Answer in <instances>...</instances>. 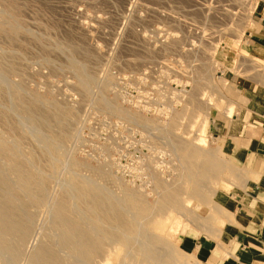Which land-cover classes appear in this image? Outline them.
<instances>
[{
  "label": "rangeland",
  "instance_id": "obj_1",
  "mask_svg": "<svg viewBox=\"0 0 264 264\" xmlns=\"http://www.w3.org/2000/svg\"><path fill=\"white\" fill-rule=\"evenodd\" d=\"M228 26L243 35V42L229 41V32L222 31ZM256 26L264 30V0H0V71L12 85V90L0 88V141L20 150V158L15 161L0 156L4 160L3 163L0 160V165H18V173H7L16 187L24 188L16 178L18 175L38 174L43 178L41 185L38 176L29 178L35 194L38 189L43 193L37 197L39 203L30 208L36 218L35 231L32 230V236L26 241L29 246L25 245V251L22 250L29 249V252H23L15 264H28L35 247L45 240L43 244H49L59 234L60 229L53 226L49 217L50 199L63 201L60 192H67L70 203L87 220L98 221L90 208L75 200L76 191L70 182L74 178L76 189H85L83 183L87 179L97 189L101 186L95 190L103 197L112 193L111 197L123 200L127 190L128 194L137 193L135 198L144 200L151 209L179 189L176 192L180 193L173 195L175 200L180 197L176 203L185 214L165 204L163 211L151 214L144 226L165 246L172 264H210L185 237L201 236L222 245L229 239L231 228L241 223L228 197L244 189L246 169L227 157L217 138L240 134L237 131L240 127L251 124L252 114L247 107L253 104L243 97L242 89H264V77H261L264 76V46L258 45L264 44V31L258 32ZM206 64L210 66L207 68ZM80 77H88L91 82L88 85ZM79 83L87 84L84 87L86 90L89 87L88 95L83 94ZM102 84H108V90L103 92ZM229 91L232 95L238 94L227 95ZM203 95L211 98V104H216L214 110L203 106L200 100ZM99 99L110 101L113 111L101 107ZM227 102L235 108L231 115L233 121L224 114ZM57 109L64 112L62 122L56 121ZM213 114L219 118V128L215 126ZM26 116L49 137L62 134L63 144L58 148L41 146L44 151L36 146L31 135L20 126ZM184 132L191 139H205V147L201 148L211 149L210 159L220 164V171L212 170L200 177L191 175L192 169L176 156V150L166 138ZM159 184L168 186L166 192ZM193 190L198 195H190L193 198L188 201V194ZM186 199L188 204L184 203ZM160 211L166 213L162 215ZM108 245L103 247L107 250L104 254L93 257L92 264L101 263L100 258L107 253L111 254V264L121 263L126 255L123 249L115 242ZM57 251L60 257L74 258L68 249L57 248ZM221 255L226 258L224 253Z\"/></svg>",
  "mask_w": 264,
  "mask_h": 264
},
{
  "label": "bare ground",
  "instance_id": "obj_2",
  "mask_svg": "<svg viewBox=\"0 0 264 264\" xmlns=\"http://www.w3.org/2000/svg\"><path fill=\"white\" fill-rule=\"evenodd\" d=\"M136 3V2H135ZM153 5V4H151ZM147 8V7H146ZM215 9V8H214ZM174 10V9H173ZM204 10V9H203ZM202 10V11H203ZM206 10V9H205ZM218 10V9H217ZM224 10V9H223ZM229 10V9H227ZM154 11V10H153ZM170 12V11H169ZM198 12V11H197ZM207 12V11H206ZM230 12V11H229ZM2 13V12H1ZM155 13V12H154ZM209 13V11H208ZM213 13V12H212ZM226 15L228 14V12H225ZM157 14V13H155ZM195 14V13H194ZM205 14V12H204ZM214 14V13H213ZM223 14V13H222ZM232 14V12H231ZM207 15V14H206ZM221 15V14H220ZM8 16V15H7ZM223 16V15H222ZM235 16V15H234ZM133 17V16H132ZM205 17V16H204ZM240 17V16H239ZM137 18V17H136ZM195 18V17H194ZM199 18V17H198ZM209 18V17H208ZM220 18V17H218ZM234 18V17H233ZM162 19V18H161ZM203 22V21H202ZM96 24V23H95ZM98 24V23H97ZM257 25V24H256ZM87 27V26H85ZM229 27V26H228ZM231 27V26H230ZM226 28V30H224L223 28V32L227 31L230 34V39L229 41L232 43H241L243 42L242 37L243 35H241L240 32H237V29H232V28ZM256 28L258 29V32L263 33L264 30L261 26H256ZM215 30V29H214ZM213 30V31H214ZM221 31V32H222ZM104 32V31H103ZM201 32V31H200ZM220 32V33H221ZM226 32V33H227ZM257 32V30H256ZM157 33V32H156ZM214 33V32H213ZM216 33V30H215ZM218 34V33H217ZM225 34V33H224ZM105 36V34H104ZM214 36V34H213ZM226 36V34H225ZM159 37V36H158ZM210 37V36H209ZM212 37V36H211ZM218 37V36H216ZM215 37V38H216ZM222 37V36H221ZM220 37V38H221ZM206 38V37H205ZM245 38V37H244ZM208 39V38H207ZM214 39V38H213ZM248 40V39H247ZM209 41V40H208ZM140 42V41H139ZM211 41H209L210 43ZM249 42V41H248ZM159 43V41H158ZM174 43V42H173ZM215 43V42H214ZM213 43V44H214ZM199 44V43H198ZM201 44V43H200ZM207 44V42H206ZM211 44V43H210ZM248 44V43H246ZM84 45V44H83ZM208 45V44H207ZM212 46V45H210ZM116 47V46H115ZM200 47V46H199ZM213 48V46H212ZM214 48L216 49L217 47L214 46ZM103 50V49H102ZM101 50V51H102ZM1 52V51H0ZM134 52V51H133ZM157 52V51H156ZM200 52V51H199ZM205 52V51H204ZM207 52V51H206ZM210 52V51H209ZM262 52V51H261ZM2 53V52H1ZM4 53V52H3ZM102 53V52H101ZM208 53V52H207ZM13 54V53H12ZM15 54V53H14ZM4 55V54H3ZM18 55V54H17ZM76 55V54H75ZM98 55V54H97ZM202 55V54H201ZM7 56V55H5ZM11 56V55H9ZM108 56V55H107ZM159 56V55H158ZM205 56V55H204ZM9 58V57H8ZM81 58V57H80ZM88 58V57H87ZM146 58V57H145ZM211 56H208V60L210 65L213 64L212 59H210ZM86 60V59H85ZM105 60V59H104ZM114 60V59H113ZM137 60V59H136ZM128 61V60H127ZM165 61V60H164ZM9 62V61H6ZM186 62V61H185ZM97 63V62H96ZM113 63V62H112ZM154 63V62H153ZM206 63V62H205ZM144 64V63H142ZM215 64V63H214ZM30 65V64H29ZM98 65V64H97ZM190 65V64H189ZM209 65V66H210ZM138 66V65H137ZM194 66V65H193ZM206 64V67H209ZM213 66V65H212ZM211 66V67H212ZM8 67V66H7ZM24 67V66H23ZM205 67V66H204ZM205 67V68H206ZM82 69V67L79 66V69ZM121 68V67H120ZM84 69V68H83ZM93 69V68H92ZM146 69V68H145ZM204 69V68H203ZM233 69V68H232ZM79 70H77L76 73H80L78 72ZM5 72V71H4ZM61 72V71H60ZM83 72V70H82ZM81 72V73H82ZM96 73V71H95ZM198 73V72H197ZM204 73V72H203ZM202 73V74H203ZM206 73V72H205ZM8 74V73H7ZM84 74V72H83ZM195 74V73H194ZM89 74H86L84 76H87ZM111 76V75H110ZM261 77H264L261 75ZM6 77L3 76V74L0 71V88L6 87L9 90H12V85L9 84L7 82V80L5 79ZM86 80V82L89 83V80L87 79L88 77L84 78V77H80ZM91 78V76H90ZM94 79V78H93ZM90 79V80H93ZM202 79V78H201ZM206 80V79H205ZM204 80V81H205ZM110 81V80H109ZM118 81V80H117ZM211 81V80H210ZM79 82V81H78ZM84 82V81H82ZM81 82V83H82ZM196 82V81H195ZM219 82V81H218ZM209 83V82H208ZM222 83V82H221ZM83 84V83H82ZM79 83V88L80 90H83V94L87 93L86 88L84 87V85H87L86 83H84V85H82ZM109 84V83H108ZM108 84H105L102 86V91H106L108 90ZM14 85V84H13ZM143 86V85H142ZM17 87L14 85V88ZM69 87H71L69 85ZM99 87V85H98ZM113 87V86H112ZM123 87V86H122ZM197 87V86H196ZM202 87V86H201ZM92 88V87H91ZM193 88V87H192ZM211 88V87H210ZM17 89V88H16ZM190 89V88H189ZM205 89V88H204ZM19 90V89H18ZM200 90V89H199ZM209 90V89H208ZM8 91V90H7ZM21 90H19L20 93ZM71 91V90H70ZM201 91V90H200ZM227 91V90H226ZM90 92V91H89ZM110 92V91H109ZM196 92V91H195ZM206 92V91H205ZM7 93V92H6ZM93 93V92H92ZM116 93V92H115ZM178 93V92H177ZM197 93V92H196ZM215 93V92H214ZM229 91L227 95L230 96H236L237 94L234 92L233 95L232 93ZM8 94V93H7ZM6 94V95H7ZM24 94V93H23ZM67 94V93H66ZM65 94V96H66ZM26 95V94H25ZM86 95V94H85ZM88 95V93H87ZM199 95V92H198ZM208 95V94H207ZM210 95V94H209ZM8 96V95H7ZM14 96V95H13ZM196 96V95H195ZM201 96V95H200ZM218 96V95H217ZM20 97V96H19ZM89 97V96H88ZM179 97V96H178ZM185 97V96H184ZM205 95H203V99L200 100L203 102V106H206V109L208 110H214L213 106H215L216 104H211V98H207L205 97ZM212 97V96H211ZM22 98V97H21ZM90 98V97H89ZM96 98V97H95ZM121 98V97H120ZM123 98V97H122ZM207 98V99H206ZM9 99V97L7 98ZM63 99V98H62ZM189 99V98H188ZM236 99V98H235ZM238 99V98H237ZM33 100V99H32ZM106 100V99H105ZM104 99H99V105L101 107H104L106 109V111H113V107L111 106V104L108 101H105ZM169 100V99H168ZM192 100V99H191ZM195 100V99H194ZM198 100V99H197ZM9 100H7L8 102ZM89 101V100H88ZM114 101V100H113ZM174 101V99H173ZM223 101V100H222ZM40 102V101H38ZM90 102V101H89ZM168 102V101H167ZM36 103V102H35ZM220 103V102H219ZM10 104V103H9ZM23 104V103H22ZM150 104V103H149ZM188 104V103H187ZM193 104V103H192ZM43 105V104H42ZM71 105V104H70ZM77 105V104H76ZM131 105V104H130ZM165 105V104H164ZM167 105V104H166ZM88 106V105H87ZM168 106V105H167ZM190 106V105H189ZM74 107V106H73ZM134 107V106H133ZM136 107V106H135ZM170 107V104H169ZM201 107V106H200ZM12 108V105H11ZM15 108V107H14ZM22 108V107H21ZM37 108V107H36ZM45 108V107H43ZM50 110L49 106L46 107ZM56 108V107H55ZM52 108L51 109H55ZM198 108V107H197ZM196 108V109H197ZM6 109V108H5ZM62 109V108H61ZM101 109V108H100ZM99 109V110H100ZM169 109V108H168ZM192 109V108H191ZM235 109V108H234ZM233 109V104L227 102L226 104V117L228 119H230L232 116V113L234 111ZM3 110V109H2ZM10 110V109H9ZM46 110V109H44ZM43 110V111H44ZM76 110V109H75ZM82 110V109H81ZM104 110V109H103ZM167 110V109H166ZM6 111V110H5ZM139 111V110H138ZM203 111V110H202ZM10 112V111H9ZM57 120L58 122H62V120H64V116L63 113L60 110L57 109ZM118 112V111H117ZM141 112V111H140ZM207 112V111H206ZM133 113V112H132ZM166 113V112H165ZM172 113V112H171ZM190 113V112H189ZM11 114V113H9ZM183 114V112H182ZM208 114V113H207ZM12 115V114H11ZM44 115V114H43ZM161 115V114H160ZM15 116V115H14ZM17 116V115H16ZM207 116V115H206ZM27 117V116H26ZM116 117V116H115ZM128 117V116H126ZM135 117V116H134ZM193 117V116H191ZM208 117V116H207ZM214 117V123L215 126L217 128H219V118H217V116L215 117V114H213ZM123 118V117H122ZM176 118V117H175ZM72 119V118H71ZM128 119V118H127ZM199 119V118H198ZM233 121V118H231ZM13 120V118H12ZM21 120V119H20ZM19 120V121H20ZM178 120V119H177ZM176 120V121H177ZM186 120V119H185ZM127 121V120H126ZM150 121V120H149ZM172 121V120H171ZM183 121V120H182ZM221 121V120H220ZM22 122V123H21ZM20 122V126L21 128H23L28 134H30L29 136L32 137L35 141V143L37 144L36 146H39L40 148H42L41 146L44 145H49L51 147H60V145L63 144V136L62 134H59L58 136H53V137H49L48 135H46L43 131L42 128L40 126H37L35 124H33L32 119L29 117L23 119V121ZM136 122V121H135ZM147 122V121H146ZM213 122V121H212ZM17 123V122H16ZM132 123V122H131ZM177 123V122H176ZM179 123V122H178ZM196 123V122H195ZM18 124V123H17ZM151 124V123H150ZM167 124V123H166ZM186 124V122H185ZM192 124V123H191ZM32 125V127H31ZM65 125V124H63ZM168 125V124H167ZM135 126V125H134ZM146 126V125H145ZM154 126V125H153ZM184 126V125H183ZM67 128V127H66ZM147 128V127H146ZM152 128V127H151ZM150 128V129H151ZM155 128V127H154ZM169 128V127H168ZM181 128V126H180ZM19 129V128H18ZM22 129V130H23ZM145 129V128H144ZM172 129V126H171ZM176 129V128H175ZM184 129V128H183ZM152 131V130H151ZM174 131V130H173ZM172 131V132H173ZM163 132V131H162ZM171 132V131H170ZM177 132V131H176ZM67 133V132H66ZM75 133V132H74ZM145 133V132H144ZM164 133V132H163ZM167 133H169L167 131ZM174 133V132H173ZM12 134V133H11ZM154 134H156L154 132ZM172 134V133H170ZM178 134V133H177ZM75 135V134H74ZM158 134H156L155 136H157ZM195 135V134H194ZM154 136V137H155ZM161 136V135H160ZM166 136V135H165ZM28 137V136H27ZM29 137V138H30ZM68 137V136H67ZM73 137V136H72ZM145 137V136H144ZM159 137V136H158ZM196 137V136H195ZM163 138V137H161ZM167 140L173 144L170 146H173V149L176 150V156L178 155V158H180L187 166V168L189 170L192 169V171H189L192 175V173H194L195 176L200 177L202 175H206V173L212 172V170H216L218 171L220 164L211 160L212 159V154L210 153L209 150H203L202 148L205 147L204 145V140H201L200 137H196L194 139H191L188 134H186L185 132L181 135H168L166 136ZM158 139V138H157ZM164 139V138H163ZM31 140V139H30ZM178 140V141H177ZM180 140V141H179ZM32 141V140H31ZM78 142V141H77ZM166 142V141H165ZM206 142V141H205ZM9 143V142H8ZM34 143V144H35ZM169 144V143H168ZM13 145V144H12ZM48 147V146H47ZM50 147V148H51ZM63 147V146H61ZM159 147V146H158ZM161 147V146H160ZM168 147V146H167ZM202 147V148H201ZM44 148V147H43ZM42 148V150H43ZM64 148V147H63ZM49 149V148H48ZM52 149V148H51ZM54 149V148H53ZM69 149V147H68ZM41 150V149H40ZM56 150V149H55ZM54 150V151H55ZM172 150V149H171ZM44 151V150H43ZM46 151V150H45ZM62 151V150H61ZM65 151V150H63ZM171 152V151H170ZM173 152V151H172ZM171 152V153H172ZM48 153V152H47ZM66 153V152H63ZM161 153V152H160ZM174 153V152H173ZM172 153V154H173ZM19 154H20V150L17 148V146H12L11 148L5 146V144L3 142L0 141V156H6L9 157L10 159H13V161H15V159H19ZM175 154V153H174ZM57 155V154H55ZM61 155V154H60ZM156 155V154H155ZM164 155V154H163ZM168 155V154H167ZM62 156V155H61ZM49 157V156H48ZM56 157V156H54ZM67 157V156H65ZM211 157V159H210ZM3 158V157H2ZM51 158V157H50ZM25 159V158H24ZM54 159V158H53ZM148 159V158H147ZM153 159V158H152ZM1 160V159H0ZM52 160V159H50ZM56 160V158H55ZM178 160V159H177ZM2 161V160H1ZM46 161V160H45ZM199 161V163L197 162ZM220 161V160H219ZM4 162V160L2 161V163ZM62 162V161H61ZM152 162V161H150ZM149 162V163H150ZM1 163V162H0ZM26 164L27 161L25 162ZM105 163V162H104ZM144 163V162H143ZM183 163V164H184ZM107 164V163H106ZM155 164V163H154ZM3 165V164H1ZM0 165V264H15L17 262L18 257L25 251L23 248H26V241L29 238V236L31 235V232L33 230V226H34V218L35 215L34 213H32L31 211H33V209L30 211V208H34L38 203H39V199L37 198L40 194L42 195V193H40V189H38V193L35 194L34 190L35 189H31L30 187V179L29 178H37L38 174L36 175H30V176H20L18 175L16 178L21 182V184H23L22 186H24V188L20 187H16L13 182L7 177V173H10L12 175H14L15 173H18V165L16 163H9V164H5V166H1ZM29 165H31L29 163ZM51 166L55 167V165L50 164ZM63 166V165H62ZM184 166V165H182ZM91 167V166H90ZM185 167V166H184ZM149 168V167H147ZM183 168V167H181ZM33 169V168H32ZM52 169V168H51ZM140 169V168H139ZM154 169V168H153ZM31 170V169H30ZM50 170V169H49ZM64 170V169H63ZM196 172H194V171ZM33 171V170H32ZM37 171V170H36ZM52 171V170H50ZM55 171V170H54ZM154 171V170H153ZM220 171V169H219ZM66 172V171H65ZM186 172V171H185ZM188 172V173H189ZM35 173V172H33ZM41 174V172H40ZM53 174V173H52ZM73 174V173H72ZM71 174V175H72ZM177 174V173H176ZM197 174V175H196ZM23 175V174H22ZM161 175V174H160ZM173 175V174H172ZM184 174H182L183 176ZM186 175V174H185ZM210 175V174H209ZM9 176V175H8ZM68 176V175H67ZM77 177V175H75ZM179 176V175H178ZM61 177V176H60ZM84 177V176H83ZM158 177V176H157ZM160 177V176H159ZM181 177V176H180ZM214 177V176H213ZM80 178V177H79ZM86 178V177H85ZM162 178V177H161ZM188 178V177H187ZM38 184L41 185L43 182V178H40V176H38ZM36 179V180H37ZM14 180V179H13ZM87 180V179H86ZM86 180L84 181L83 184L86 185V188L83 190H79L76 189L75 187V178L73 180H71V184L74 186L76 194H75V200L77 202H80L81 205H84L88 208H90L89 210H91L92 214L96 217V219H98L97 222H94L93 220H87L86 217H84L79 211L78 209H76V207L73 205L74 203H70L69 200V196L66 194L67 192L62 191L60 192L61 194H63V201L61 200H51L50 199V219L53 223V226L58 227L59 230V234H57V236L54 238V240L51 242H49V244L45 245L43 243H46L45 241H43L42 245L40 243L39 246L35 247L34 252L32 253L31 257L28 260V264H92L91 261L93 259V257H95L98 254H104L105 251L107 250H103V247L108 245L111 242H115L117 243V245L119 247H121L124 251V253L126 254L125 256L123 255V259L121 260L120 264H125V259L127 258L129 261L128 264H172V260L170 259V257H168L166 255V253L168 252L165 249V246L163 248V246H161V242L158 238L154 237L153 235H151L148 230L146 229L145 223L148 222V219L152 216H150L153 213H157L159 210H162V208L165 206V204H167L168 206L172 207L174 209H183V208H179V204H177L176 202H178V197L177 200H175V197L173 194H176L179 189H175V192L173 194L170 193V195H167L162 199L163 203L159 204V205H155L157 207H152L149 208L147 205H145L146 203H143L141 201V199L139 198H135L134 195H132L131 193H129V191L127 190V195H124V197L122 198L123 200H120L119 198L116 197H111L113 195H111L110 193H108V195H104V197L102 196V194L97 193L98 191H96L95 189H97L95 186H97L95 184V186L93 185V183L91 184L90 182L87 183ZM167 180V179H166ZM15 181V180H14ZM163 181V180H162ZM58 182V181H57ZM180 182V181H179ZM182 182V181H181ZM61 183V182H60ZM162 183V182H161ZM165 183V182H164ZM167 183V182H166ZM171 183V182H169ZM198 183V184H197ZM57 184V183H56ZM59 184V183H58ZM157 184V183H156ZM173 184V183H172ZM197 186L200 185L199 182L197 181L195 183ZM69 185V183H68ZM160 186L162 184H159ZM166 185V184H165ZM165 185L163 186V188L165 187ZM176 185V184H175ZM178 185V184H177ZM62 186V185H61ZM158 186V185H157ZM60 187V186H59ZM64 187V186H63ZM62 187V188H63ZM69 186H67L68 188ZM101 187V186H100ZM100 187H98V189H101ZM168 187V186H167ZM166 188H164V191L166 192ZM72 188V187H71ZM73 188V189H74ZM173 188V187H172ZM169 188V189H172ZM176 188V186H175ZM97 189V190H98ZM106 189V188H105ZM103 190V192H105V194L107 193V189ZM151 189V188H150ZM182 189V188H181ZM58 190V189H57ZM69 190V189H68ZM135 190V189H134ZM100 191V190H99ZM125 191V190H124ZM123 191V192H124ZM168 191V190H167ZM171 191V190H170ZM192 191V190H191ZM74 192V191H73ZM102 192V190H101ZM109 192V191H108ZM111 192V191H110ZM53 193V192H52ZM69 193V191H68ZM133 193V192H132ZM156 193V192H155ZM180 192H178L177 194H179ZM71 194V191H70ZM104 194V193H103ZM110 194V196H109ZM157 194V193H156ZM161 194V193H160ZM176 194V195H177ZM187 194V193H186ZM74 195V194H73ZM101 195V196H99ZM118 195V194H117ZM158 195V194H157ZM175 195V196H176ZM189 198L187 197L188 201L190 200L191 196H196L198 194H195L194 190L192 192V194H188ZM191 195V196H190ZM45 196V195H44ZM43 196V197H44ZM59 196V194H58ZM62 196V195H61ZM139 196V195H138ZM137 196V197H138ZM179 196V195H178ZM187 196V195H186ZM56 197V196H55ZM71 197V195H70ZM159 197V196H158ZM163 197V196H162ZM195 197V198H196ZM202 197V196H201ZM41 198V197H39ZM49 198V197H48ZM73 198V199H74ZM142 198V197H140ZM193 198V197H191ZM194 198V199H195ZM199 198V196H198ZM197 198V199H198ZM45 200V197L43 198ZM42 199V201H44ZM47 199V198H46ZM139 199V200H138ZM144 199V198H143ZM187 199L185 201H187ZM157 201V200H156ZM155 201V202H156ZM159 201V200H158ZM184 203L188 204V201ZM198 201V200H197ZM48 202V199H47ZM73 202V200H72ZM161 203V201H159ZM181 202V201H180ZM179 202V203H180ZM183 202V201H182ZM201 202V201H199ZM65 203L67 204V207L65 206ZM198 203V202H197ZM79 204V206H81ZM155 204V203H154ZM183 204V203H182ZM180 204V206L182 205ZM48 205V204H47ZM123 205V206H122ZM185 205V204H184ZM198 206V205H197ZM192 207V206H191ZM129 210V212L126 210ZM156 208V209H153ZM167 208V207H165ZM186 208V206H185ZM184 208V209H185ZM48 209V208H47ZM45 209V210H47ZM82 209V207H81ZM85 209V208H84ZM168 209V208H167ZM188 209H189V205H188ZM187 209V210H188ZM87 210V208H86ZM166 210V209H165ZM131 211V212H130ZM163 211V210H162ZM175 211V210H174ZM182 211V210H181ZM189 211V210H188ZM88 213V210L86 211ZM177 213L179 211H176ZM183 212V211H182ZM40 213V212H39ZM131 213V216H128V214ZM161 213V211H160ZM166 213V212H165ZM164 213V214H165ZM180 213V212H179ZM184 213V212H183ZM68 214L70 215H74V217H68ZM162 214V213H161ZM162 214V215H164ZM185 214V213H184ZM187 214V211H186ZM190 214V213H188ZM86 215V214H85ZM181 215V214H180ZM49 216V215H48ZM93 216V217H94ZM154 216V215H153ZM157 216V215H156ZM159 216V215H158ZM89 217V216H88ZM92 217V218H93ZM161 218V217H160ZM42 219V218H41ZM152 219V218H151ZM151 222V221H150ZM49 223V222H48ZM36 225V223H35ZM147 225V224H146ZM145 229H144V227ZM36 227V226H35ZM34 227V228H35ZM57 229V228H56ZM35 231V230H33ZM43 232V231H42ZM54 232V231H53ZM34 233V232H33ZM55 234V233H54ZM56 235V234H55ZM32 236V235H31ZM42 236V235H41ZM44 238V237H43ZM28 242V241H27ZM30 242V240H29ZM40 242V241H39ZM26 245V246H25ZM38 245V244H36ZM111 245V244H110ZM115 245V244H113ZM25 246V247H24ZM29 246V245H28ZM109 246V245H108ZM34 247H32L33 250ZM57 248L66 250L68 249V251L70 253H72L73 257H68L69 259L66 261L64 260L65 258L60 257L57 251ZM168 248V247H167ZM121 249V250H122ZM24 250V251H22ZM31 250V249H30ZM57 251V252H56ZM29 252V249L28 251ZM26 252H24L23 254H25ZM22 254V255H23ZM23 257V256H22ZM25 257V256H24ZM28 257V256H27ZM125 257V258H124ZM20 259V258H19ZM28 259V258H27ZM101 263L99 264H111L112 262V257L111 254L107 253V255H104L102 258H100ZM98 264V262H96ZM24 264V263H23ZM27 264V263H26ZM114 264V263H113Z\"/></svg>",
  "mask_w": 264,
  "mask_h": 264
},
{
  "label": "crops",
  "instance_id": "obj_3",
  "mask_svg": "<svg viewBox=\"0 0 264 264\" xmlns=\"http://www.w3.org/2000/svg\"><path fill=\"white\" fill-rule=\"evenodd\" d=\"M242 91L243 97L253 104L247 107L252 114L251 124L240 127L237 130L240 134L217 138L227 157L246 169L244 189L228 197L229 203L238 211L241 223L228 232L226 244L217 245L201 236L185 237V241L198 249L201 257L207 258L210 264H264V89ZM214 251L217 252L215 256Z\"/></svg>",
  "mask_w": 264,
  "mask_h": 264
}]
</instances>
